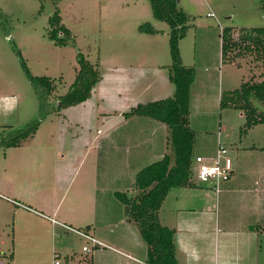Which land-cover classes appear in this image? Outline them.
<instances>
[{
	"label": "rangeland",
	"instance_id": "374dc122",
	"mask_svg": "<svg viewBox=\"0 0 264 264\" xmlns=\"http://www.w3.org/2000/svg\"><path fill=\"white\" fill-rule=\"evenodd\" d=\"M176 1L188 18L185 36L178 41L181 63L193 69L194 80L200 87L204 81L202 65L211 73L210 82L206 81L210 83L209 102L199 106L201 110L194 109L191 116L200 145H205L204 140L219 137L217 147L227 149L233 162L241 158L244 165L252 163L253 158L264 161V125L247 128L243 112L232 107L219 109L217 97L218 73L220 97L239 89L242 82L264 80V58L256 60L254 55L235 58L237 52L233 51L228 55L232 61L227 62L222 60L221 53L223 28H231L233 37L241 29L264 28V0ZM55 11L59 12L60 24L70 32L64 46L48 39L49 18ZM146 23L155 33L139 31ZM78 54L99 72L100 81L88 100L56 111L58 99L67 93L80 68ZM171 63L169 27L153 18L149 0H59L56 4L53 0H0V192L16 200L26 198L29 204L42 197L47 203H58L62 194L55 187V180L61 182L60 176L66 175L67 169L73 171L78 167L83 148L90 144L83 140L91 141L102 128V121L121 115L126 118L124 114L138 104L173 96L168 68L161 75L150 73ZM23 64L32 77L48 78L53 88L35 134L17 147L6 148L2 145L6 134L12 128L18 130L33 123L40 113L38 94ZM45 91L41 90L42 96L47 94ZM202 113L213 115L204 127L199 126L202 119H207ZM71 123L75 125L71 127ZM122 128L124 136L130 132L131 140L122 142L117 137L115 142L122 143L121 148L114 152L115 156L102 160V166L97 165L96 149L107 150L108 143L105 147L92 145L81 174L86 176L90 188L100 190L95 185L98 175L100 185L106 187L107 179H102V172L114 169L118 176L126 178V190L120 192L133 196L136 194L133 173L151 164V158L148 153L143 155L145 151L140 153L142 148H128L141 140L140 130L132 125ZM188 191L195 192L183 188L169 191L160 213L165 224L172 219L176 197L186 200ZM109 195L98 194V216L116 211L120 202ZM73 196L76 195L66 196L62 208L72 204ZM111 200L116 203L112 205ZM120 206L123 207L121 203ZM17 208L0 199V264H21L24 248L35 241V226L31 222L20 224L22 220L14 213ZM16 232L19 239L14 238ZM255 234L256 264H264V235L256 231ZM81 246L79 243L80 249Z\"/></svg>",
	"mask_w": 264,
	"mask_h": 264
},
{
	"label": "crops",
	"instance_id": "0c3cea01",
	"mask_svg": "<svg viewBox=\"0 0 264 264\" xmlns=\"http://www.w3.org/2000/svg\"><path fill=\"white\" fill-rule=\"evenodd\" d=\"M205 66L202 65L203 69L201 68L204 87H200L194 80L190 88L189 125L194 132L196 131L191 124L192 112L194 109L201 110L199 106H205L209 102L207 94L210 92L208 89L210 83L206 81L210 82L208 76L211 73ZM164 71L166 66H160L152 69L150 73L152 76L161 75ZM219 78L218 73L217 97L218 108L221 109L222 91L220 92ZM201 115L207 117L199 123V126L204 127L209 124L213 115L211 113ZM122 118L124 117L121 115L114 117L113 120L102 121V128L92 138L95 139V143L92 139L83 140L90 144L83 148L85 151L78 167L73 171L67 169L66 175L60 176L63 179L61 182L55 180V187H59L58 190L62 194L58 203H47L42 197V200L36 199L35 204H29L26 198L16 200L0 192V199L4 200L6 205L10 203L18 207L14 213H17L22 220L20 224L31 222L35 226L34 244L24 248L23 255H25L21 257L23 258L21 264H41L43 261V264H51L54 253H57L65 264H85L87 260L90 264H147L146 245L140 238L137 228L128 221L124 207L120 206L119 201L117 200L119 204H116V211L114 209L113 212H106L100 216L97 214L98 194L101 196L110 194V197H114L115 192L125 191L126 178L118 176L114 169H104L102 179H107V182L106 187H103L100 185L101 180L97 171L98 181L95 185L100 190H94L90 188L86 176L81 174L84 160L89 158L86 154H90L88 149H91L92 145L103 144L105 147L108 143L107 150L96 149L97 165L102 166V160L115 156L114 152L121 148L122 143L115 142L117 137L122 142L125 141L123 139L131 140L130 132L126 136L123 135L122 127L126 125H132L142 133L141 140L135 142L132 147L129 144V149L142 148L140 153L143 151H145L143 155L148 153L151 163L160 160L165 154L167 130L164 124L148 117L133 116L123 120ZM73 125L75 123H71V127ZM218 139L219 137L204 140L205 145L201 146L195 133L193 158L214 156L218 148ZM244 162L242 158L238 161L234 160L231 177L220 185L217 194L211 182L201 183L196 180L193 181L192 187L183 188L195 192L194 194L186 192V200H179V197H176V206L173 204L174 207L171 208L172 219L168 220L169 223L165 224L161 220L160 208V223L175 232V257L178 264L257 263L255 254L257 236L253 227L264 224V161L253 158V162L249 165H244ZM138 171V169L134 171V179ZM67 195L76 196L72 197V204L62 208V202ZM178 200L180 203H177ZM111 201L112 205L116 203ZM73 230L87 232L106 247L93 248L89 241ZM15 237L19 239L17 232ZM79 243H82L81 249ZM87 244H90L92 249L90 254H85L82 250Z\"/></svg>",
	"mask_w": 264,
	"mask_h": 264
},
{
	"label": "trees",
	"instance_id": "16d2710c",
	"mask_svg": "<svg viewBox=\"0 0 264 264\" xmlns=\"http://www.w3.org/2000/svg\"><path fill=\"white\" fill-rule=\"evenodd\" d=\"M43 2V0H40ZM55 4L59 0H53ZM155 20L162 21L169 27V44L171 65L166 67L169 82L174 86V94L165 100L138 104L124 114L148 117L166 126V152L162 158L139 170L134 179L133 196L116 192V199L123 205L128 221L138 230L140 238L146 245L147 264H178L175 253L174 230L160 223L159 210L169 191L174 188H189L193 185V147L195 132L189 125L190 88L194 82L192 68L181 63L178 41L184 38L188 18L178 7L176 0H149ZM264 8V6H263ZM48 39L56 45L64 46L70 32L60 24L59 12L55 11L49 18ZM142 33L153 34L155 30L148 23L139 27ZM64 36V37H63ZM222 60L227 62L229 53L236 51V57L254 55L256 60L264 58V28L241 29L233 37L231 28H223L221 34ZM79 70L74 82L65 95L60 97L56 111L79 105L91 97L96 84L100 81L99 72L78 54ZM25 74L35 88L39 102L38 119L26 127L8 132L2 145L6 148L17 147L33 136L45 114L42 109L48 106L47 98L53 87L48 78L32 77L23 64ZM46 89V95L41 90ZM232 107L243 112L246 127L264 125V80L259 82H242L239 89L222 93L220 108ZM53 109L48 111L51 113ZM8 129H11L9 126ZM254 231L264 235V224L253 227ZM1 257V256H0Z\"/></svg>",
	"mask_w": 264,
	"mask_h": 264
},
{
	"label": "built area",
	"instance_id": "2783aa9c",
	"mask_svg": "<svg viewBox=\"0 0 264 264\" xmlns=\"http://www.w3.org/2000/svg\"><path fill=\"white\" fill-rule=\"evenodd\" d=\"M193 177L201 183H213V190L219 192L220 185L229 180L233 172V160L230 157L228 150L219 146L215 155L210 157L196 156L193 159ZM80 237L86 239L91 243L93 248L106 247L102 242L89 235L87 232L80 230H73ZM85 254H90L92 249L87 245L82 248ZM51 264H65L62 258L57 253L53 254ZM85 264H90L89 260Z\"/></svg>",
	"mask_w": 264,
	"mask_h": 264
}]
</instances>
